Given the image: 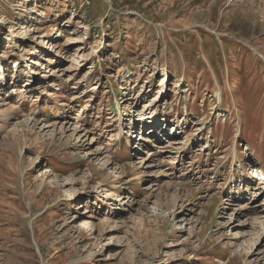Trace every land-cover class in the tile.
I'll return each instance as SVG.
<instances>
[{"label":"rangeland","instance_id":"1","mask_svg":"<svg viewBox=\"0 0 264 264\" xmlns=\"http://www.w3.org/2000/svg\"><path fill=\"white\" fill-rule=\"evenodd\" d=\"M257 166L264 0H0V264H264Z\"/></svg>","mask_w":264,"mask_h":264},{"label":"bare ground","instance_id":"2","mask_svg":"<svg viewBox=\"0 0 264 264\" xmlns=\"http://www.w3.org/2000/svg\"><path fill=\"white\" fill-rule=\"evenodd\" d=\"M257 169H258V168H256V174H259V175H260V174L262 173V169H261V171H258L259 169H258V170H257ZM263 172H264V171H263Z\"/></svg>","mask_w":264,"mask_h":264}]
</instances>
